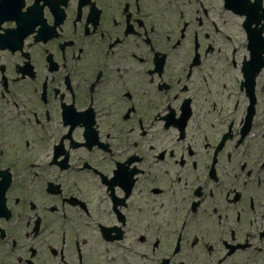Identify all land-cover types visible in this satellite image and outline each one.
Wrapping results in <instances>:
<instances>
[{
  "label": "flooded vegetation",
  "instance_id": "1",
  "mask_svg": "<svg viewBox=\"0 0 264 264\" xmlns=\"http://www.w3.org/2000/svg\"><path fill=\"white\" fill-rule=\"evenodd\" d=\"M3 36L0 264H264V0H6Z\"/></svg>",
  "mask_w": 264,
  "mask_h": 264
}]
</instances>
